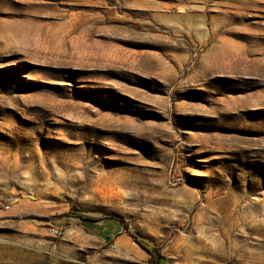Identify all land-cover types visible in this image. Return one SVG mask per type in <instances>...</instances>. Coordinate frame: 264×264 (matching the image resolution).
<instances>
[{"label":"rangeland","instance_id":"374dc122","mask_svg":"<svg viewBox=\"0 0 264 264\" xmlns=\"http://www.w3.org/2000/svg\"><path fill=\"white\" fill-rule=\"evenodd\" d=\"M264 264V0H0V264Z\"/></svg>","mask_w":264,"mask_h":264},{"label":"trees","instance_id":"16d2710c","mask_svg":"<svg viewBox=\"0 0 264 264\" xmlns=\"http://www.w3.org/2000/svg\"><path fill=\"white\" fill-rule=\"evenodd\" d=\"M72 216L78 217V218H81L87 221H92V222L100 221L102 219H113L119 222L122 225V228L125 231V233L130 237V239L134 243H136L145 253H147L148 261L150 264H162L161 263L162 256L159 250L156 247L149 244L148 242L141 239L139 236L129 232L125 224L120 219L114 218L111 216H92V215L85 214L83 212L72 213Z\"/></svg>","mask_w":264,"mask_h":264}]
</instances>
